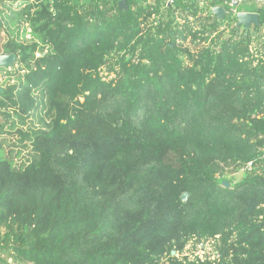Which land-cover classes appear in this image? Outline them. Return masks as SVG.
<instances>
[{"label":"trees","instance_id":"trees-1","mask_svg":"<svg viewBox=\"0 0 264 264\" xmlns=\"http://www.w3.org/2000/svg\"><path fill=\"white\" fill-rule=\"evenodd\" d=\"M120 1L0 0V264H264V8Z\"/></svg>","mask_w":264,"mask_h":264},{"label":"rangeland","instance_id":"rangeland-1","mask_svg":"<svg viewBox=\"0 0 264 264\" xmlns=\"http://www.w3.org/2000/svg\"><path fill=\"white\" fill-rule=\"evenodd\" d=\"M238 10L245 12H252L255 9L251 3H244L239 6ZM231 19H234V17H231ZM3 36L4 35H2V37ZM224 36L227 37V33H224ZM14 69L17 70V67H15ZM6 79L7 76L3 72H0V85H3ZM26 153L27 152H24V154ZM243 176L244 174H242L241 172L236 174V172H233L232 168H228V167H224L221 174V177L224 179V181L229 182L231 184L240 181L243 178ZM215 244H216L215 240L212 239L203 240L198 243L195 240H191L185 246L181 254L175 253L174 255L179 258L186 256L189 260H193L195 258L203 260L207 257L210 259H214L216 258ZM2 258L4 259V256H2ZM5 264H12V261L6 259Z\"/></svg>","mask_w":264,"mask_h":264},{"label":"water","instance_id":"water-1","mask_svg":"<svg viewBox=\"0 0 264 264\" xmlns=\"http://www.w3.org/2000/svg\"><path fill=\"white\" fill-rule=\"evenodd\" d=\"M119 9L123 10L126 9V2L124 0L120 1L118 3ZM210 13L211 15H213L216 19L221 20L225 17V10L222 6H215L212 7L210 9ZM235 20H236V26L237 27H242L245 31H248L250 29V27L254 26V27H258L259 26V18L258 15L256 13H251V12H241L238 13L235 16ZM16 61V57L14 54H2L0 55V68H12V66L14 65ZM2 91V89H0V92ZM222 185L224 187H228V182L223 181ZM188 197L187 193H183L180 196V200L182 202H186V199ZM175 252H171V255H174Z\"/></svg>","mask_w":264,"mask_h":264},{"label":"built area","instance_id":"built-area-1","mask_svg":"<svg viewBox=\"0 0 264 264\" xmlns=\"http://www.w3.org/2000/svg\"><path fill=\"white\" fill-rule=\"evenodd\" d=\"M156 1H158L159 6L161 7L162 11L165 10V8L172 7L174 4V0H149L148 2L153 4ZM221 1H222V4L218 6H222L224 8L225 16H231L234 18L238 13L245 12V11L238 10L239 6L244 3H251L254 6L255 10L259 8H264V0H221ZM255 10L252 11L251 13H256L258 15V13ZM262 154L264 155V149L262 151ZM263 155L261 156V158L263 157ZM256 164H257V160L250 161L246 163L245 165H243L241 168H239L236 174L241 172L242 174H244L243 176L244 178L247 174H250L256 171V168H257ZM200 260L203 261L202 259Z\"/></svg>","mask_w":264,"mask_h":264}]
</instances>
